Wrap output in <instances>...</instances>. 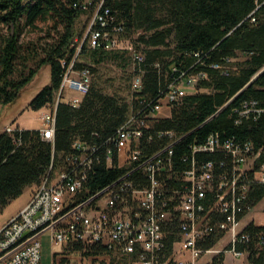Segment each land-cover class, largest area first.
Returning a JSON list of instances; mask_svg holds the SVG:
<instances>
[{
  "label": "trees",
  "instance_id": "1",
  "mask_svg": "<svg viewBox=\"0 0 264 264\" xmlns=\"http://www.w3.org/2000/svg\"><path fill=\"white\" fill-rule=\"evenodd\" d=\"M84 1L0 0V105L15 102L42 68L49 66L51 81L33 97L29 107L55 110L56 118L53 140L45 139L41 129L18 127L13 133H0V213L27 187H38L49 174L65 167L67 157L76 151V141H103L113 135L140 107L137 97L156 98L173 80L174 66L186 70L199 56L204 65L198 63L193 70H206L209 77L173 104L169 116L154 124L155 130H171L178 137L185 136L174 145L176 164L186 166L180 156L188 144L204 142L211 132H218L223 139H251L257 144L263 141L264 119L236 124L230 113L249 99L264 105V0H103L125 26L121 36L131 38L137 52L144 54L142 62L133 57L134 53L130 56L118 49L93 48L84 37L79 44L78 21L91 9L95 13L101 0H94L88 9L82 8ZM40 21L48 25L46 40L24 42L26 28L39 29ZM81 56L96 65L117 62L125 66L133 62L134 76L143 71L142 90L132 94L134 101L130 103L118 92L107 94L91 84L78 106L58 101L64 74L73 61L76 69L87 68L93 76L96 68L82 61ZM227 58L234 59L227 74L210 66L224 63ZM169 140H142L143 155L156 152ZM208 158H213V154ZM114 160L115 164L108 166L102 157L93 165L88 180L77 193L78 199L105 188L128 170L118 165L116 152ZM130 178L137 185L148 183L141 170ZM263 199L264 184L253 185L251 202L256 204ZM252 229L255 232L259 228ZM168 231L172 250L178 226L173 224ZM219 238L214 235L204 245L214 246ZM251 248L250 264H262L264 249L258 253L254 242ZM111 258L110 264H117L118 256ZM223 260L221 254L212 264Z\"/></svg>",
  "mask_w": 264,
  "mask_h": 264
},
{
  "label": "built area",
  "instance_id": "2",
  "mask_svg": "<svg viewBox=\"0 0 264 264\" xmlns=\"http://www.w3.org/2000/svg\"><path fill=\"white\" fill-rule=\"evenodd\" d=\"M93 3L88 0L81 6L88 9ZM124 31L125 26L101 0L84 39L93 48L116 49ZM133 55L139 62L145 60L141 52ZM233 61L227 58L210 66L227 74ZM198 63L204 65L200 56L186 70L174 66L173 80L156 98L137 97L140 107L113 135L103 141L75 142L76 151L67 157L65 167L49 174L29 203L0 227V264H42V236L47 232L54 244L51 264H58L55 254L63 247L73 246L94 256L110 252L118 256L117 264H199L207 254H218L214 259L228 252L236 258L249 256L253 242L258 253L264 249V209L262 224L256 216L249 217L261 203L253 204L250 192L253 185L264 184V138L257 144L251 139H223L218 132H211L204 142L188 144L180 156L186 166L180 167L173 158L174 145L185 136L154 129L165 105L171 108L190 92L189 88L209 77L206 70H193ZM142 72L132 80L136 92L143 87ZM91 84V71L76 69L73 61L64 74L58 101L70 90L77 95L66 98V102L78 106ZM54 111L42 114L46 125L41 131L48 140L54 139ZM230 116L236 124L258 122L264 119V105L256 99L245 100ZM17 128L10 124L5 130L13 133ZM163 137L170 138L167 145L143 155L142 140L152 142ZM115 152L118 165L128 170L105 188L78 199L93 165L103 157L113 166ZM209 154L213 158H208ZM137 170L143 172L147 184L137 185L131 180ZM173 224L178 226V238L169 250L168 230ZM253 227L259 229L254 232ZM214 235L220 237L216 244L226 245L218 249L216 244L204 245ZM177 245L190 257H176ZM120 258L126 259L118 261ZM208 261L205 264L213 263Z\"/></svg>",
  "mask_w": 264,
  "mask_h": 264
},
{
  "label": "rangeland",
  "instance_id": "3",
  "mask_svg": "<svg viewBox=\"0 0 264 264\" xmlns=\"http://www.w3.org/2000/svg\"><path fill=\"white\" fill-rule=\"evenodd\" d=\"M88 1V0H86ZM96 1V0H95ZM94 9H91L90 11L84 13L77 25L78 30V36L77 40H79V44L81 41H83V37L87 34L88 27L90 25V22L93 18ZM39 29L34 28H26L24 35L22 37V40L24 42L29 41H39L43 42L46 40L44 38L46 32L45 30L48 28L47 24L44 22H38ZM121 51H127V55H132L136 49L132 43V39L129 37L121 36V42L120 46L116 48ZM82 61H87L88 64H91V66L95 67L96 70H92L93 76H92V85H95L97 87L102 88L107 94H115L118 92L122 96L127 97V101L132 103L134 101V95L133 93H136V91L133 90L132 86V80L134 78V68L135 64L133 62L123 66L119 65V63L115 62H107L100 65L92 64L89 60L85 59L83 56L80 57ZM43 71H40L39 74L35 77V79L27 85L20 95V97L15 101L16 105L19 106L24 103L25 99L31 95L36 93V91L39 89L40 83L43 79ZM190 91H193L195 88H189ZM69 97L77 95L76 92L68 90ZM60 94V93H59ZM58 94V95H59ZM59 97V96H58ZM13 103L12 106H13ZM48 111V110H47ZM170 107L165 105L159 112L160 116H166L169 115L171 112ZM46 112V109H40L35 110L32 108H28L25 110V112L22 114L20 119L18 120L19 123H21L24 127H42L45 126L46 123L42 119V114ZM20 128V127H19ZM30 192V187H27L23 194H21L16 199L12 200L0 213V222L8 217L16 208L17 206L27 198L28 193ZM264 209V199L259 203L257 206V210L255 209V212H252L249 217L253 218L256 216L257 222L260 224L263 223V214L262 210ZM42 264H51L54 258V244L51 241L50 234L47 232L42 236ZM227 243V242H226ZM226 244L219 243L216 244V248H222ZM177 254L176 257H190L188 253L183 254L180 251L179 245H177ZM214 254H207L203 256L198 263L199 264H205L208 260V262H213L214 260ZM218 255V254H216ZM111 256L109 253H102L97 256L94 255H88L80 250H75L70 247H63L61 253L55 254V259L57 260L58 264H110L112 261ZM249 256L246 255V257L242 258H236L232 253L228 252L224 254V260L220 264H250L249 262ZM209 264V263H208Z\"/></svg>",
  "mask_w": 264,
  "mask_h": 264
},
{
  "label": "crops",
  "instance_id": "4",
  "mask_svg": "<svg viewBox=\"0 0 264 264\" xmlns=\"http://www.w3.org/2000/svg\"><path fill=\"white\" fill-rule=\"evenodd\" d=\"M43 71V79L40 83L39 89L36 91V93L29 95L23 104L19 105V106H14L16 104V102L12 104H7V105H0V133L3 132L5 130V128L12 124L15 127H20L23 129H42L44 126L42 127H24L21 125V123L18 122V120L20 119V117L22 116V114L25 112L26 109L29 108V103L31 102V100L33 99V97L48 83H50L51 81V69L49 66H44L42 68ZM68 92H66L65 94V98L63 99V101H66V98H68ZM46 109V108H45ZM171 109V108H170ZM48 109H46L47 111ZM171 112V111H170ZM171 114V113H170ZM169 114V115H170ZM166 115V116H169ZM163 116V117H166ZM37 189L36 185L30 186V192L27 195V198H25V200L23 202H21L17 208L6 218H4L1 222H0V227L3 226L5 223H7L11 218H13L23 207H25L29 201L31 200V197L33 195V193L35 192V190Z\"/></svg>",
  "mask_w": 264,
  "mask_h": 264
},
{
  "label": "water",
  "instance_id": "5",
  "mask_svg": "<svg viewBox=\"0 0 264 264\" xmlns=\"http://www.w3.org/2000/svg\"><path fill=\"white\" fill-rule=\"evenodd\" d=\"M262 71H264V69Z\"/></svg>",
  "mask_w": 264,
  "mask_h": 264
}]
</instances>
